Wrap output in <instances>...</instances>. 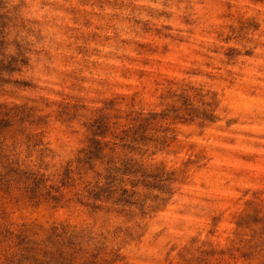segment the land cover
Masks as SVG:
<instances>
[{
    "label": "rangeland",
    "instance_id": "obj_1",
    "mask_svg": "<svg viewBox=\"0 0 264 264\" xmlns=\"http://www.w3.org/2000/svg\"><path fill=\"white\" fill-rule=\"evenodd\" d=\"M182 4L164 13L126 0H42L40 12L58 15L28 21L39 31L23 20L0 27V72L8 73L0 83V155L11 159L23 148L26 160L35 156L47 187L37 197L33 181L18 201L0 191L21 227L41 238L57 228L107 233L115 246L103 264H200L212 249L174 233L206 226L218 245L209 264H249L247 250H224L237 230L248 232L242 219L264 220V33L238 48L233 22L248 17V6ZM259 29L257 20L250 30ZM32 57L47 61L45 69L57 65L48 72L53 87L25 78ZM82 114L99 124V140L78 134L70 117ZM50 168L56 184L45 181Z\"/></svg>",
    "mask_w": 264,
    "mask_h": 264
},
{
    "label": "clouds",
    "instance_id": "obj_2",
    "mask_svg": "<svg viewBox=\"0 0 264 264\" xmlns=\"http://www.w3.org/2000/svg\"><path fill=\"white\" fill-rule=\"evenodd\" d=\"M42 0H0V27L4 23H7L9 19L19 23L23 20L27 23L29 29H36L39 31V25L35 23H28V21H40L48 19L52 16L58 15L52 8H44L43 12L39 11V6ZM50 5H57L64 3V0H45ZM126 2L134 4H149L150 7L157 9L161 12H175L176 3L178 0H168L169 7H165V0H156V3H151V0H126ZM223 3L232 5L248 6L246 11L248 17L241 20L239 23L233 22V29L235 32L234 39L240 41L235 46L243 49L244 47H250L246 44L245 37L247 36H260L264 33V0H222ZM198 5V0H184V4ZM205 5H211L212 0H204ZM184 4L180 5L183 10ZM199 11V8H197ZM6 14V15H5ZM47 14V16H45ZM147 19V17H142ZM192 19H195L193 16ZM259 21V32H252L251 25L255 21ZM172 21L161 20L159 23H171ZM183 27V25H180ZM47 34V33H45ZM22 37H27L28 40L35 42L36 37L28 35L27 31L21 33ZM264 39V37H261ZM211 39V38H210ZM40 47V45H35ZM104 52H108V48L103 49ZM8 52L15 55V50L9 48ZM242 59H247L241 56ZM3 59V56H0ZM32 63L35 65V70H25V78L32 80L34 77L40 79L34 80L35 83L43 84L48 88L53 87L51 83L56 80L55 74L49 75L48 72L51 68H55L57 65H50L49 69H45L44 63L37 64L36 58L32 57ZM264 65V60L259 61ZM8 78V73L0 72V83ZM194 80L196 78H193ZM3 88H9L10 85L3 84ZM46 95V93H41ZM70 119H77L79 123L74 124V127L78 128V134L83 137H94L99 140L100 135L97 131L99 124L92 120L90 122L87 115L82 114L79 117ZM108 120L113 119L111 115L107 117ZM85 145L87 140L84 141ZM48 163H55L48 158ZM71 171L63 179L65 182L72 179ZM56 169L50 168L47 173L44 174L45 181L47 177H51L50 183L56 184L57 179L53 173ZM41 173L43 168L40 167L39 162L35 156L31 160L25 159V153L23 148L19 150L18 154H13L11 159L0 155V191L7 190L9 193V199L18 201L23 199V196L16 197V193L23 194L25 191H31L34 187L33 181L40 182ZM37 197L47 194V187L45 182H40V188L36 189ZM17 206L20 207L17 203ZM7 202L4 197L0 196V264H64L57 253L63 257L78 258L81 264H103V261L99 258L110 252L115 246L112 238L107 233L101 235L99 231L91 230H76L68 231L67 229L57 228L54 233H50L48 236L41 238L37 231L32 230L30 227H21L19 223L15 222L11 213L6 212ZM15 210V209H13ZM211 208L206 209L204 215H211ZM23 218V217H21ZM185 219V218H181ZM192 224V221H189ZM254 224L264 225V220L257 218L255 221L242 219L241 227L248 230L247 233L237 230L233 239L229 241V247L224 251L228 255H232L236 251H240L242 255L245 250L247 254L244 256L249 264H264V228H256ZM155 230V229H154ZM171 230V228H170ZM207 227H201V231L198 234L195 230L189 231L185 226L183 231H175L177 237H183L187 240L189 237H198L197 246L203 250L205 248L212 249V251L206 252L205 256L198 257L200 264H209L207 257L216 255L215 248L218 245H213L211 237L206 236ZM213 234L215 231L213 229ZM248 235L250 238L245 239ZM23 238V244L20 240ZM195 256V252H193ZM235 258V257H234Z\"/></svg>",
    "mask_w": 264,
    "mask_h": 264
}]
</instances>
